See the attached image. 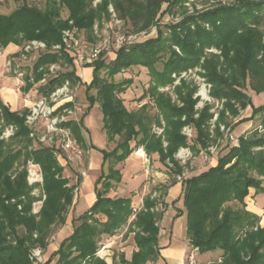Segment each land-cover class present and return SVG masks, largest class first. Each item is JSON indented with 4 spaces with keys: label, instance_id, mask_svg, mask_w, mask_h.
<instances>
[{
    "label": "trees",
    "instance_id": "obj_1",
    "mask_svg": "<svg viewBox=\"0 0 264 264\" xmlns=\"http://www.w3.org/2000/svg\"><path fill=\"white\" fill-rule=\"evenodd\" d=\"M186 1L101 0L100 6L93 7L92 0H50L45 8L38 9L24 0L11 13H0V48L32 40L46 45L32 66V74H25L26 91L44 77L50 64L63 61L70 69L50 77L43 93L51 92L65 80L71 85L81 82L75 72L73 53L62 40L63 31L92 33L95 18L108 12V3L119 19L132 24L134 33L146 32L153 25L157 32L142 42L123 44L108 62L100 51L92 63L85 65L92 66V80L85 83L86 87L95 90L94 95L87 97L89 104L100 105L108 142L116 136L119 139L112 150H103L104 161L109 164L99 176L100 187H95L96 200L73 219V232L42 264H108L97 256L100 237L113 235L124 225L133 232L137 250L130 259L119 252L118 261L112 264H145L156 259L158 222L163 217L158 198L146 195L141 208L133 211L131 197L108 196L114 183L123 177L116 165L143 147L180 175L183 166L175 156L179 148L189 147L197 154L216 139L209 129L212 106L205 104L195 109L198 97H193L197 90L194 84L181 77L174 86L181 105L173 102L168 93L159 91L160 86L172 84L182 71L203 67L201 75L211 85L210 95L225 99L233 115L237 110L232 101L241 106L249 101L239 88L248 83L256 92L264 90V0H233L228 4L217 0L202 12L183 16L177 22L160 23L165 13L183 7ZM61 5L69 11L65 18L60 14ZM53 45L59 48L53 49ZM211 48L218 53L206 51ZM133 66L148 71V87L140 100L150 97L157 110L154 113L149 101L136 109L124 104L121 95L133 79H117L116 75ZM27 111H11L0 100V126L14 127L7 139L0 137V264H33L31 249L46 248L54 229L67 221L73 204L75 184H69L63 175L55 146L33 144L36 140L25 125ZM257 119L256 126L238 137L237 145H229L227 152L217 156L215 165L181 181L188 251H221L220 260L208 264H264V226L258 224L259 216L248 210L245 202L250 189L264 194V103L253 106L251 115L240 121ZM161 120L164 132L158 135L153 125L161 126ZM223 121L224 112L213 130L217 137L222 134L219 124ZM62 125L85 146L79 122L68 120ZM184 125L196 130L192 145L181 132ZM29 160L41 168L44 197L32 194L33 186L27 180ZM176 182L174 179L171 185ZM38 199H42L41 208L33 213L32 204ZM178 211L181 216L183 211ZM132 214L134 218L129 220Z\"/></svg>",
    "mask_w": 264,
    "mask_h": 264
},
{
    "label": "rangeland",
    "instance_id": "obj_2",
    "mask_svg": "<svg viewBox=\"0 0 264 264\" xmlns=\"http://www.w3.org/2000/svg\"><path fill=\"white\" fill-rule=\"evenodd\" d=\"M216 1L217 0H188L184 3L183 7H175L172 13H165L160 18V23L164 24L177 22L183 16L196 14L214 6V4L217 3ZM219 1L228 4L233 0ZM23 2L24 0H0V13L9 14ZM49 2L50 0H26V3L36 6L38 9L45 8ZM101 3V0H92L91 2L93 7H96L97 5L100 6ZM164 7L165 4L163 5V8ZM107 10V13H103L102 15H99V18H95L92 33H88L85 30H80L78 31V33H74V37L77 39V44L78 46H80L79 48H98L100 51L104 52L102 58H104V60L108 62L115 57L116 49L123 44H127L129 42H142L147 38L156 36L157 32L155 25H153L146 32L134 33L132 31V24L129 21L119 19L117 17V13L113 10V7L110 3L107 4ZM60 12L61 16L65 18L68 16L69 11L65 6L61 5ZM29 42H24L22 45L15 44L18 47V49H16L17 52L14 51V53L8 57L4 65V73L16 78L18 76L16 75L15 70H22L24 72V77L25 74H32V66L39 53L44 49L31 47V49L25 51L24 48ZM206 51L218 53L216 49L212 48L206 49ZM55 65L56 68H54L53 72H49L48 68L44 74V77L38 82L33 83L32 86L35 85L37 87L40 84H45L44 86H46L47 80L50 77L58 74L59 72H64L70 69V66L65 61L56 63ZM203 71V67L201 68L200 66L182 71L179 75H177L175 81L172 84H167L162 87L160 86L159 91L168 93L173 102L177 103V105H181L182 102L179 100L177 93H175L174 86L179 83V79L181 77L194 84L197 90L194 93L193 97H198L195 104V109H200L205 104H210L212 106L210 111L213 115L209 121V129L211 136L216 137L215 141L212 142L207 148L199 150L197 154H194L189 147L179 148L175 156L179 160L180 165L183 166V170L180 175L175 174L172 168L166 167L164 164H162L158 160V155L156 153L149 154L143 147H138L129 155V157L125 161L116 165V168L120 169L123 177L121 178V181L119 183H114V186L107 193L108 196L111 195V197L129 196L132 200V206L135 207L140 206L142 204V199L148 194H151L152 197L158 198V207L159 209L163 210V217L160 218V220L162 219V222H160V224L166 225V230L171 228L174 231L175 236L177 238L180 237L181 239L184 234L183 225L185 220V212L182 202L183 200L181 195L173 197L172 199L167 196L169 188L174 185H171V182L176 179L177 182L181 183L183 178H188L200 173L203 169L208 168L210 162L213 161L214 158L227 152L229 145H237L238 137L241 134L239 136H236V130H238L239 132L245 125H242V123L246 122L240 120L251 115L253 106H257L259 103H264V90L261 92H256L255 90L250 88L248 83H246L245 88L242 87L239 89L249 97V101H247V104L244 106H241L237 101H232L234 107L237 110L236 114L233 115L226 107L225 99L217 100L210 95L211 85L201 75ZM84 72L85 71L80 69V73L82 74V76L85 74ZM129 77L133 79V83L127 88L126 92L121 95L126 107L128 109H136L142 103L149 101V106H151V113L156 112L157 110L150 97L146 96L145 98L140 100L142 93L146 91L148 87V82L150 79L147 69L140 66H133L125 71H121L116 75L117 79ZM85 83L86 82H79L78 84L74 85V87L71 86V90L75 105L80 107V110L77 111L76 114H74L73 118L77 122H79L81 126V131L85 141L86 153L80 160H66L63 157L64 152L58 149L59 143L58 145H56L57 143H54L53 145L55 146V148H57L56 150H54L55 156L58 158V160L60 159V162L63 166V175L69 179V184H73L75 182V176L79 175L80 172H86L87 182L81 187V191L87 193L91 188L93 191H95L96 186L100 187L101 184L98 182L99 176L102 170H107V166L109 164L107 161H104L103 150H112L119 138L116 136L114 141L108 142V135H106L103 128L102 111L100 109V105L97 102H94V104L90 106L87 98L90 94L94 95L95 90L93 88L88 90ZM19 84L20 80L17 78V86ZM22 88L23 87H21L20 89ZM42 93L43 91L39 95H37V97H34V102L40 97ZM222 112H224L225 121L220 122L219 131L222 134L217 137L215 136L213 130L215 125L219 123V116ZM197 115L198 113L195 114V116ZM251 122L252 125L248 121L249 128L247 130H250L251 128L256 126L259 123V119ZM6 127L8 126H0V137L2 136V133L5 132ZM163 129V120H161V126L155 124L153 125V131L158 135H163ZM181 132L186 136L188 143L192 145L196 137L195 128L192 125H184L181 129ZM42 133V129L39 130V135H41ZM12 134H9L7 136L5 135V137L2 138L7 139ZM47 138L49 139L50 137L47 136ZM52 139L54 142L58 141V138L56 136H53ZM34 140L36 141H33V144L36 146L35 142H38V140L36 138H34ZM41 144H44L45 146H52L50 145L49 140ZM141 149L143 150V154L140 156L139 154H136V151L138 153V151ZM60 153H62L63 155H61ZM26 168L28 172V183L33 186L32 194L35 196L42 195V197H44L42 189V173L39 164L35 163L32 160H29L27 162ZM178 176H180L181 178L179 179ZM80 185L81 183L78 184L79 187ZM75 194L76 193L74 191V195ZM260 196H264V194H261ZM246 199L247 198H245V202ZM263 199L261 200L263 201ZM78 200L79 205L81 198L79 197ZM163 203H166V206H164ZM41 205L42 199L35 200L32 204V212L37 213L41 208ZM70 209L71 207L69 208L67 218L70 217ZM179 209L183 211L181 216L178 213ZM257 215L259 216L258 224L260 226H264V205L262 206L260 213H258ZM125 227L126 230H121V233L123 234V246H125L127 243H131V239L133 237V232L128 231L127 225ZM56 229L57 227L49 236L48 241L53 236ZM118 232L119 230H117L115 233ZM100 240L101 242H99V244L107 242V240L101 239V237ZM36 248L40 250V254L39 257L31 255L33 264H42L45 261L44 249L39 246L35 247L34 249ZM32 251L33 249H31L30 253H32ZM119 252L121 251L117 250L114 247L113 261H118ZM220 255L221 251L218 250L212 251L208 254H202L196 249L194 250L195 264H208L211 261L220 260ZM109 262L112 261L109 260Z\"/></svg>",
    "mask_w": 264,
    "mask_h": 264
},
{
    "label": "crops",
    "instance_id": "obj_3",
    "mask_svg": "<svg viewBox=\"0 0 264 264\" xmlns=\"http://www.w3.org/2000/svg\"><path fill=\"white\" fill-rule=\"evenodd\" d=\"M13 43H9L6 47L0 48V100L3 104L9 107V110L11 111H24L25 109L30 108V106L33 104L35 98L37 95H39L46 86L38 85L37 87L34 85L30 87L27 91L24 89V86L22 89L18 88L17 86V78L14 76H10L9 74L4 73V65L7 61L8 57L12 55L18 49V47ZM76 74L80 77L81 82H90L92 80V66H74ZM80 69L85 71L84 75L80 73ZM40 83V82H39ZM250 124L252 123L249 121ZM244 127L237 133L236 136H239L240 134H243L247 131L249 128L248 121L243 122L242 125ZM252 125V124H251ZM238 128V127H237ZM239 129V128H238ZM136 154H139L140 156L143 154V150H139L138 153L136 151ZM60 162V159H59ZM217 162V157L213 159V161L210 162L209 166L215 165ZM61 163V162H60ZM90 168V167H89ZM207 170V168L203 169ZM202 170V171H203ZM87 177V175H86ZM86 177L83 178L81 181V185L79 187L78 192L73 196V204L70 209V217L67 218L64 224L58 225L56 231L54 232L53 236L48 241V244L46 248H44V260L46 261L50 254L53 253L57 248L59 247L60 243L63 239L68 237L73 232V219L80 216L83 212H85L89 207L92 206L94 201L96 200V194L95 191L90 189L89 192L84 193L81 190V187L86 184L87 180ZM181 183L177 182L173 186L169 188L168 191V197L172 199L173 197L181 195ZM81 191V192H80ZM80 193V194H78ZM263 193H255L254 189H250L249 195L246 197V204L247 209L252 211L253 213H260L262 206L264 205V196H260ZM79 197L81 198L80 204L79 203ZM263 199V201L261 200ZM142 204L140 206H133V208H141ZM131 217L129 218V220ZM160 222H162V219L159 221V231L157 236V250H156V259L149 260L145 264H184L187 260L188 255V246H187V237H186V219L184 220V234L182 236V239L179 237L177 238L175 236L174 231L169 228L166 230V225H161ZM126 230V227L123 226L122 228H119V232L115 233L113 235H107L102 234L101 239L107 240L106 243H100L99 248L97 250V256L103 258L108 264H111L112 262H109V260L113 261V249L114 247L117 250H120L124 253L126 259H130L133 251L137 250V247L135 245L134 239L132 237L131 243H127L125 246H123V234L121 233V230ZM107 238V239H106ZM101 242V240L99 241ZM211 252H205L202 254H208ZM44 261V262H45Z\"/></svg>",
    "mask_w": 264,
    "mask_h": 264
},
{
    "label": "built area",
    "instance_id": "obj_4",
    "mask_svg": "<svg viewBox=\"0 0 264 264\" xmlns=\"http://www.w3.org/2000/svg\"><path fill=\"white\" fill-rule=\"evenodd\" d=\"M75 29L63 31V41L67 48L73 53V64L74 66L82 67L87 64L92 63L101 53L98 48H79L77 44V39L74 37ZM31 47L38 49H45L46 45L42 41L32 40L25 46V51L31 49ZM53 49H58L59 45H53ZM9 64V63H8ZM56 63L50 64L48 66L49 72H53L56 68ZM17 78L20 80L18 88L25 85L24 72L22 70H15ZM69 80H65L61 85L55 87L51 92L42 93L40 97L33 102V104L28 108L25 115V125L30 128V136L36 138L38 142L43 143L49 140L50 145L54 146V143H59V148L64 152V158L66 160H80L86 153L85 146L81 145L76 136H74L71 130L63 126L64 122L68 120H75L73 118L74 114L79 111L80 107L76 106L72 98V90ZM42 129V134L39 135V130ZM14 132V127L12 125L6 127L5 132L2 133L1 137L5 135L12 134ZM47 136L50 138L48 139ZM53 136L58 138L57 142L53 141ZM63 155L62 153H60ZM86 172H80L79 175L75 176V193L78 192L79 186L82 178L86 177ZM179 179L181 178L178 176ZM137 208H133L136 211ZM134 218V214L131 215V219ZM197 248H191L187 255V260L185 264H195L194 250ZM40 250L38 248L33 249L31 255L39 257Z\"/></svg>",
    "mask_w": 264,
    "mask_h": 264
}]
</instances>
